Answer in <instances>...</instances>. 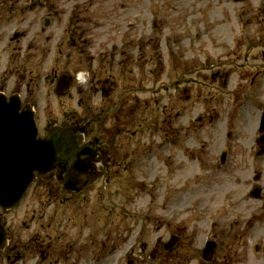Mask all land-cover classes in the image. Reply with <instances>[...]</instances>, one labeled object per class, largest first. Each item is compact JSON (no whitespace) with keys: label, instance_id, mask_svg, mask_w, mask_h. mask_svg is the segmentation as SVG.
<instances>
[{"label":"rangeland","instance_id":"374dc122","mask_svg":"<svg viewBox=\"0 0 264 264\" xmlns=\"http://www.w3.org/2000/svg\"><path fill=\"white\" fill-rule=\"evenodd\" d=\"M24 10L0 27V49L14 31L36 35L37 49L19 36L10 52L18 65L30 60L17 73L31 77L40 133L90 112L108 130L120 119L127 136L80 194L38 177L17 207L0 210L9 237L0 264H87L112 249L90 264H160L150 252L172 234L179 258L166 264H204L212 236L215 264L249 258L233 252L264 239V206L244 183L264 162L255 155L264 68L251 65L264 60V0H28ZM62 74L73 82L58 96Z\"/></svg>","mask_w":264,"mask_h":264},{"label":"water","instance_id":"95a60500","mask_svg":"<svg viewBox=\"0 0 264 264\" xmlns=\"http://www.w3.org/2000/svg\"><path fill=\"white\" fill-rule=\"evenodd\" d=\"M71 78H63L56 93L63 95ZM264 120V116H263ZM87 119L64 122L38 136L34 113L29 105L21 107L18 96L0 95V207L10 208L25 193L36 172L46 174L57 169L56 177L66 192H78L87 182L84 177L94 169L91 161L97 152L94 142L81 145ZM264 129V126L262 127ZM264 140V136L260 141ZM175 237L167 244L172 246ZM7 244L0 226V250ZM209 248L207 245L206 249Z\"/></svg>","mask_w":264,"mask_h":264},{"label":"flooded vegetation","instance_id":"af4514ba","mask_svg":"<svg viewBox=\"0 0 264 264\" xmlns=\"http://www.w3.org/2000/svg\"><path fill=\"white\" fill-rule=\"evenodd\" d=\"M27 1L28 0H0V27L4 23H7L11 19L15 18L18 14L23 15L25 13L24 8L26 6ZM25 32L24 31L23 32L14 31L10 33V35H6V38H7L6 43L0 49V94H3L5 97H10L12 95L18 94L22 103L32 104L33 102H35V99L32 96L33 85L31 84L32 83L31 77H29V79L26 82H24L26 78L25 75L23 73H20V74L17 73L19 71L24 72L25 70H27L25 66L28 63L30 64V60H23V61L19 60L21 61V64H20L21 66H20L17 64V57H15L13 52L12 53L10 52L11 48L13 47L14 49L15 47V45H12L14 44L13 42L16 39H18L19 36H20L19 38H24L23 39L24 42L27 41L30 45L32 44V47L34 49L35 48L37 49V47H35L33 43L34 42L33 40L36 35H32L31 38H28L27 32L26 33ZM43 55L45 57V53H43ZM261 55L264 57V52L261 53ZM246 60L247 59L245 57V62ZM263 63H264V60L260 61L258 64H263ZM35 64L38 65L37 61L35 62ZM258 64L254 62L251 65L253 67L254 65L257 67ZM17 66L21 68H17ZM29 72H31V70ZM47 76L48 74H46L45 77L47 78ZM252 83H253V80H252ZM98 84H99V80L97 82V85ZM120 99L121 101L122 100L125 101V103L121 105L123 109L125 110V104L127 103V99L125 96H122ZM119 105L120 103L113 105L112 108L119 107ZM131 111H132L130 112L131 115H134L135 110L134 111L131 110ZM87 115L92 116V113L87 112L77 118H81ZM67 118H70L73 120L75 119V116H71ZM96 118H99V117H97V115H95L94 117L92 116L90 124L87 126L85 140L90 139L92 135L96 134V135H99L98 143L100 141H103L105 143L104 152L100 153L99 155L95 157L97 168L94 173L97 175V173H100L101 171H103V169L108 170L109 164L112 161H114L113 156L117 155L116 152L123 150L125 144L123 146L122 142L124 141V139H126L125 136H127V134H126V131L121 128L124 126L123 125L124 123L119 119V116H117V119L119 120H115L114 122L116 125L112 129H109V130L105 129L102 126V124L100 125L99 119L97 120ZM56 122L57 121H54L53 123L55 124ZM49 126H50V123H47V126L45 125V130ZM257 130H258V137H257L258 144L256 147L257 149L255 151V155L256 157H264V144H259V137L261 135V132L259 129ZM119 136L123 138V141L120 139V141L117 143L118 141L117 137ZM97 146L98 145H96L95 147ZM113 151H114V154H113ZM92 179H94V176ZM92 182L93 181L91 180L90 183ZM235 183H236V186L240 187V178H236ZM244 183L247 188V192L249 194V196L247 197H249L252 200L261 202L262 205L264 206V162L263 164H260L259 166H256L254 168L252 172V176L250 178H247ZM85 188L86 186L84 187V189ZM106 189H107V186H106ZM106 194H107L106 197H108L109 198L108 200H110L111 199L110 192L107 191ZM75 195H78V194H75ZM69 196H72V195H69ZM172 237H175L174 238L175 240L170 248V246H168L167 244L172 240ZM127 239L128 238L126 237V240ZM179 239L180 237L177 234H172L170 238L167 240V243L166 242L157 243V246L151 250L149 259L160 261V264H166V262H168L169 259H172V257H174L176 260L177 258H179L178 256L179 253H174V251L176 250L177 245H179L180 243ZM261 240H264V239H260V241L258 242L257 241L251 242L250 247L248 246V251H246L245 246L249 245L250 240H248L245 243H241L239 247L241 248L244 247L245 252L241 253V252H238V250H236L233 252L234 257L236 259L251 257V259H253L257 264H264V241H261ZM207 245H209V248L206 249ZM144 248L145 246L143 247V249ZM219 249H220V243L215 237L212 236L206 239L205 242L203 243L202 248H200V251H199L200 261L204 264H210L214 261L213 263L215 264L216 261L219 259L218 257ZM69 250L70 249L67 248V251L65 253L66 257L68 253H70ZM113 253H114V249H112L109 253L106 252L105 254H103V256H99V257H95L93 255L91 257L87 256L86 263L90 264V262H93V263H101L104 261L107 262L110 258H112L111 256ZM48 257L55 258L54 256H51L50 253H44V251L40 252V260H42L43 258H48ZM80 257L82 258L83 256L79 255L76 258L74 257L75 261L76 259L80 260ZM249 258H247L245 261H247ZM18 259L20 258L17 257L16 260H14V262H19ZM124 261L125 263L126 262L128 263V260L126 258H124ZM50 262L56 264L57 259L55 258V260L50 261ZM244 262H239V263L237 262V264H243Z\"/></svg>","mask_w":264,"mask_h":264}]
</instances>
